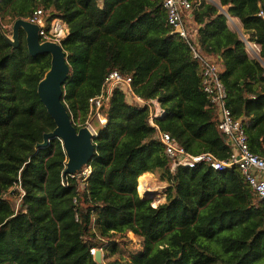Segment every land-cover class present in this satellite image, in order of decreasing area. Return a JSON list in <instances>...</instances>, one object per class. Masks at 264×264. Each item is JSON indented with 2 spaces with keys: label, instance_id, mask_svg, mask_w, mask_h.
I'll return each mask as SVG.
<instances>
[{
  "label": "trees",
  "instance_id": "1",
  "mask_svg": "<svg viewBox=\"0 0 264 264\" xmlns=\"http://www.w3.org/2000/svg\"><path fill=\"white\" fill-rule=\"evenodd\" d=\"M163 2L0 0V264H98L91 249L101 250V264H264V199L240 170L202 164L172 173L157 138L156 127L192 155L231 154L202 89L200 65L168 24ZM218 2L264 60V0ZM191 5L188 41L218 65L249 151L264 159V69L214 4ZM37 8L68 28L61 45L70 73L61 100L76 129L109 72L131 78V94L115 88L100 108L106 123L94 137L95 155L73 175H63L67 159L57 138L37 147L55 127L37 94L50 56L32 57L22 31L13 47L2 27ZM153 100L164 109L156 127L149 124ZM144 174L166 184L164 203L152 207L139 197ZM128 233L141 249L109 260L119 244L131 242L118 240Z\"/></svg>",
  "mask_w": 264,
  "mask_h": 264
},
{
  "label": "built area",
  "instance_id": "2",
  "mask_svg": "<svg viewBox=\"0 0 264 264\" xmlns=\"http://www.w3.org/2000/svg\"><path fill=\"white\" fill-rule=\"evenodd\" d=\"M200 1L202 0H198V2ZM205 1L212 3V0ZM163 7L166 10L168 24L174 32L185 39L193 58L200 65L202 89L217 111L218 129L226 136L227 142L231 146V154L226 160H218L210 153L192 155L180 146L169 133L160 131L156 127L153 119L164 114V109L160 107L156 100H153L152 105L155 107V111L149 118V124L157 129V138L163 146L166 157L170 160V171L174 173L179 167L191 169L202 164L208 165L217 171L237 167L256 195L260 199H264V159L249 151L243 121L235 118L228 107L227 92L220 80L218 65L210 59L202 57L188 41V31L184 24V17L192 9L191 0H164ZM259 16L264 19L263 9L260 11ZM225 17L226 20H230L228 14H225ZM25 20L38 26L40 42L61 44V41L68 35L67 25L60 19L48 21L41 8L35 9L32 15ZM246 45L249 50L255 48L256 52L254 53H258L259 49L256 46L250 47L248 42H246ZM115 88H121L127 94H131V78L123 76L117 71L109 72L103 81L99 94L88 100L89 112L83 127H86L93 137L97 136L98 127L104 126L106 123L99 110L103 103L110 98ZM136 100L144 103L140 98L136 97ZM93 119L98 122V127L93 125ZM89 171L90 167H87L82 170L81 175L86 176ZM96 252L95 249L90 250L92 255H95Z\"/></svg>",
  "mask_w": 264,
  "mask_h": 264
},
{
  "label": "water",
  "instance_id": "3",
  "mask_svg": "<svg viewBox=\"0 0 264 264\" xmlns=\"http://www.w3.org/2000/svg\"><path fill=\"white\" fill-rule=\"evenodd\" d=\"M216 7L221 13H225L223 8ZM262 9L264 10V6ZM20 31L25 35L26 48L32 57L44 54L50 56V67L37 85V94L48 115L53 119L55 127L52 132L43 135V142L37 144V147L46 146L51 139L57 138L62 144L67 159L63 175H73L92 160L95 155V145L94 137L86 127L76 129L61 100L63 86L70 73L66 54L61 44L40 42L38 26L23 19L13 22L11 38L5 36L13 47L18 46ZM240 38L244 41L242 34ZM142 198L148 199L147 196ZM94 260L101 264V250L95 253Z\"/></svg>",
  "mask_w": 264,
  "mask_h": 264
},
{
  "label": "rangeland",
  "instance_id": "4",
  "mask_svg": "<svg viewBox=\"0 0 264 264\" xmlns=\"http://www.w3.org/2000/svg\"><path fill=\"white\" fill-rule=\"evenodd\" d=\"M12 24L13 23L2 22V27L6 31L8 38H11ZM251 57H253V59H257L259 56L255 57V56H252L251 54ZM261 61L264 63V60L261 59ZM92 123L95 127L99 126L98 122L94 119L92 120ZM147 188L152 191V193L147 197L148 199L152 200V207H156L159 204H162L165 202L164 194H165L166 184L159 182L158 177L156 175H153L152 177H149L147 179ZM139 197L142 198V196L140 195ZM127 238L128 239H118L119 241L121 240L123 242L127 240H131V242L125 243V244H119L118 251L116 252L114 256L109 255V260L113 258H117V257L127 258L129 252L133 253L141 249V245L139 241L136 238H134V236L131 233L127 234Z\"/></svg>",
  "mask_w": 264,
  "mask_h": 264
},
{
  "label": "crops",
  "instance_id": "5",
  "mask_svg": "<svg viewBox=\"0 0 264 264\" xmlns=\"http://www.w3.org/2000/svg\"><path fill=\"white\" fill-rule=\"evenodd\" d=\"M212 4H214L215 6H220L218 0H212ZM220 7L223 8V10L225 11L224 15L225 14H228L227 13V7H222V6H220ZM229 17H230V20L229 21L226 20V24H227L228 28L230 30L236 32L240 36L242 34L241 32H243L242 31V25H241L240 21L236 17H233L231 15H229ZM243 36H244V43L246 44V42H248V41L246 40L245 35H243ZM248 43H249V46L250 47L256 46L258 48V46L256 44L251 43V42H248ZM246 51H247L248 57L251 58V59H253V57H251V54H252V56H255V57L259 56V50H258V53L255 54L254 52H256V49L254 48L253 50H251V49L249 50V47L247 45H246ZM256 60L259 61V63L261 64V66L264 69V63L261 61V58L258 57ZM143 176H146L147 177L146 179H148L149 177H152L153 175H151V174H144Z\"/></svg>",
  "mask_w": 264,
  "mask_h": 264
},
{
  "label": "bare ground",
  "instance_id": "6",
  "mask_svg": "<svg viewBox=\"0 0 264 264\" xmlns=\"http://www.w3.org/2000/svg\"><path fill=\"white\" fill-rule=\"evenodd\" d=\"M147 177L146 176H140L138 179V186H137V192L140 196H149L152 191L147 188ZM152 188V187H150ZM153 195V194H152Z\"/></svg>",
  "mask_w": 264,
  "mask_h": 264
}]
</instances>
